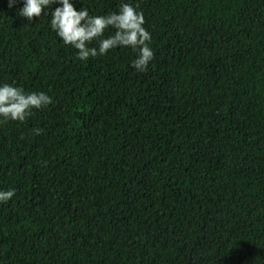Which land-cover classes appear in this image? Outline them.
Here are the masks:
<instances>
[{
  "label": "trees",
  "instance_id": "trees-1",
  "mask_svg": "<svg viewBox=\"0 0 264 264\" xmlns=\"http://www.w3.org/2000/svg\"><path fill=\"white\" fill-rule=\"evenodd\" d=\"M133 2L143 73L0 0V82L52 96L0 123V264H264V0Z\"/></svg>",
  "mask_w": 264,
  "mask_h": 264
},
{
  "label": "clouds",
  "instance_id": "clouds-1",
  "mask_svg": "<svg viewBox=\"0 0 264 264\" xmlns=\"http://www.w3.org/2000/svg\"><path fill=\"white\" fill-rule=\"evenodd\" d=\"M17 2L21 4L17 15L28 23L34 17L47 16L50 30L59 42L74 50L73 55L80 61L123 48L133 53L128 66L143 73L153 59L151 33L144 27V15L133 0H120L115 11L104 14H91L83 5L76 7L79 0H8V7ZM51 103L52 96L46 91H26L13 83L0 82V123H22L33 110L39 111ZM31 131L39 135L42 130ZM14 194L15 189H0V203L7 202Z\"/></svg>",
  "mask_w": 264,
  "mask_h": 264
}]
</instances>
